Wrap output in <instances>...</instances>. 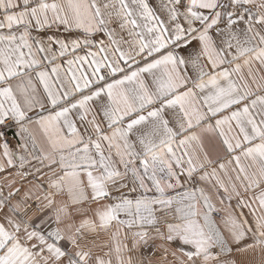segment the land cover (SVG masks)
Instances as JSON below:
<instances>
[{
    "label": "snow or ice",
    "instance_id": "6c2138e0",
    "mask_svg": "<svg viewBox=\"0 0 264 264\" xmlns=\"http://www.w3.org/2000/svg\"><path fill=\"white\" fill-rule=\"evenodd\" d=\"M0 264H264V0H0Z\"/></svg>",
    "mask_w": 264,
    "mask_h": 264
},
{
    "label": "built area",
    "instance_id": "2783aa9c",
    "mask_svg": "<svg viewBox=\"0 0 264 264\" xmlns=\"http://www.w3.org/2000/svg\"><path fill=\"white\" fill-rule=\"evenodd\" d=\"M9 138H10V139L12 138V134H11V131H9Z\"/></svg>",
    "mask_w": 264,
    "mask_h": 264
}]
</instances>
